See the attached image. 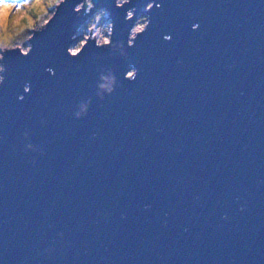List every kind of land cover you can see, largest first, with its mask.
Returning <instances> with one entry per match:
<instances>
[{
    "label": "water",
    "instance_id": "95a60500",
    "mask_svg": "<svg viewBox=\"0 0 264 264\" xmlns=\"http://www.w3.org/2000/svg\"><path fill=\"white\" fill-rule=\"evenodd\" d=\"M78 2L5 60L0 264H264V0H96L125 45L151 24L126 57L72 59ZM103 69L119 83L101 100Z\"/></svg>",
    "mask_w": 264,
    "mask_h": 264
},
{
    "label": "clouds",
    "instance_id": "9594fccd",
    "mask_svg": "<svg viewBox=\"0 0 264 264\" xmlns=\"http://www.w3.org/2000/svg\"><path fill=\"white\" fill-rule=\"evenodd\" d=\"M68 0H0V87H3L6 81L7 68L5 65L6 57L9 53L19 52L23 57H28L33 51V41L38 33L45 32L55 21L61 8ZM133 4V0H115V6L124 9L125 6ZM154 7H162L156 4L155 0L147 3L145 12L151 11ZM136 8L131 7L127 10L125 20L133 21L136 17ZM77 16L86 15L89 19L85 24L80 25L78 30L71 36V44L67 48V53L72 59H79L86 49L94 42L97 48H110L114 52L118 51L121 56H127L128 48L135 46L138 38L146 33L151 20L147 15H141L135 19L134 25L130 29L127 39V45L124 41H116L115 23L108 19L109 12L106 8H97L96 0H79L74 8ZM94 13V14H93ZM199 24H193V31L198 30ZM165 40L171 41V35H165ZM46 71L55 75L53 68H47ZM139 69L130 67L124 74V79L135 82L138 78ZM119 83L115 71L112 69H103L100 72L97 82L96 96L101 100L105 95H112ZM24 93H31V84L24 85ZM19 100L25 99L20 95ZM93 101L88 98L81 101L74 115L77 119H82L88 115ZM25 139H30L28 132L24 133ZM28 150H39L43 154V149H38L32 143L27 144ZM63 236V233H60ZM51 254V249L48 250Z\"/></svg>",
    "mask_w": 264,
    "mask_h": 264
}]
</instances>
